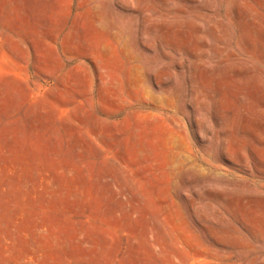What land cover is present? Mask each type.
I'll return each mask as SVG.
<instances>
[{
  "label": "rangeland",
  "instance_id": "374dc122",
  "mask_svg": "<svg viewBox=\"0 0 264 264\" xmlns=\"http://www.w3.org/2000/svg\"><path fill=\"white\" fill-rule=\"evenodd\" d=\"M0 264H264V0H0Z\"/></svg>",
  "mask_w": 264,
  "mask_h": 264
}]
</instances>
